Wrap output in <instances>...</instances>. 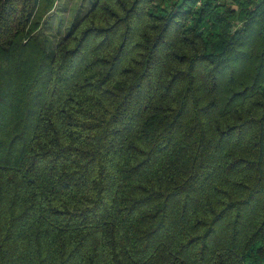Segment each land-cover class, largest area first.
<instances>
[{
  "label": "trees",
  "instance_id": "1",
  "mask_svg": "<svg viewBox=\"0 0 264 264\" xmlns=\"http://www.w3.org/2000/svg\"><path fill=\"white\" fill-rule=\"evenodd\" d=\"M0 0V264H264V0Z\"/></svg>",
  "mask_w": 264,
  "mask_h": 264
},
{
  "label": "rangeland",
  "instance_id": "2",
  "mask_svg": "<svg viewBox=\"0 0 264 264\" xmlns=\"http://www.w3.org/2000/svg\"><path fill=\"white\" fill-rule=\"evenodd\" d=\"M94 0H58L57 7L50 14L41 28V34L45 36L51 45L67 33L76 18L84 14L91 7Z\"/></svg>",
  "mask_w": 264,
  "mask_h": 264
}]
</instances>
